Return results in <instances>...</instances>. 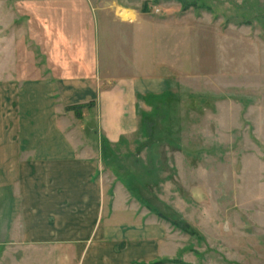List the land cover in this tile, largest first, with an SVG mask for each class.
Returning <instances> with one entry per match:
<instances>
[{
    "label": "crops",
    "instance_id": "1",
    "mask_svg": "<svg viewBox=\"0 0 264 264\" xmlns=\"http://www.w3.org/2000/svg\"><path fill=\"white\" fill-rule=\"evenodd\" d=\"M61 2L41 17L40 59L21 67L15 30L6 61L0 56V264L174 259L159 219L121 186L112 196L100 171L103 148L138 132L144 98L170 90L175 37L139 13ZM73 106H84L81 115Z\"/></svg>",
    "mask_w": 264,
    "mask_h": 264
},
{
    "label": "rangeland",
    "instance_id": "2",
    "mask_svg": "<svg viewBox=\"0 0 264 264\" xmlns=\"http://www.w3.org/2000/svg\"><path fill=\"white\" fill-rule=\"evenodd\" d=\"M94 1L164 23L176 51L168 73L173 95L162 98L157 115L152 106L162 100L138 110L139 119L151 116L153 141L137 132L112 145L117 158L103 160L100 171L106 190L113 196L123 187L145 215L159 219L160 233L175 241L174 259L165 264H264V0H188L196 6L187 10L175 0ZM61 4L0 0V56L6 61L15 30L21 67L40 59L41 17ZM79 29L71 25L69 33L76 39ZM147 204L185 220L199 236Z\"/></svg>",
    "mask_w": 264,
    "mask_h": 264
},
{
    "label": "trees",
    "instance_id": "3",
    "mask_svg": "<svg viewBox=\"0 0 264 264\" xmlns=\"http://www.w3.org/2000/svg\"><path fill=\"white\" fill-rule=\"evenodd\" d=\"M177 1L178 3H180L182 5V9L183 10H187L188 8H194L196 6V2L195 1H188V0H175ZM173 94L171 92H166L162 95H149V96H146L144 99L146 101V103L148 105H151L152 106V102L153 101H157L158 100H162V98H166V100H168L170 98V96H172ZM164 100H162V102H160L159 104H162V105H154L152 106L155 115H157V113L159 112V110L164 107V103H163ZM72 110H74L76 112L77 115H81V112H82V109L84 108V106H73V107H70ZM154 115V116H155ZM150 114L148 113H142L141 116H140V125H139V130H138V135H143L146 137V140L149 141V140H152L153 141V138H152V135L150 133H147V127L146 125L147 124H150L151 125V121H150ZM150 134V135H149ZM167 140V139H166ZM156 141V140H154ZM155 143V142H154ZM172 143V142H171ZM140 144L145 147V143H141ZM103 151H104V156H103V160L104 161H109V160H113L116 157L115 155V151H113L112 147H109L108 145L105 146V148H103ZM147 207L149 209L150 212L152 213H155L159 218L161 219H164L166 221H168L169 223H172L174 226L178 227L182 232H185L186 234H189L190 236H199V233L196 229H194L192 227L191 224L187 223L185 220L183 219H177L178 221H174L170 218H168L166 215H164L163 213L159 212L158 210H156L155 208H153L151 205L147 204ZM166 262H171L169 260H162V261H159V262H156V263H153V264H165ZM174 262V261H173Z\"/></svg>",
    "mask_w": 264,
    "mask_h": 264
}]
</instances>
